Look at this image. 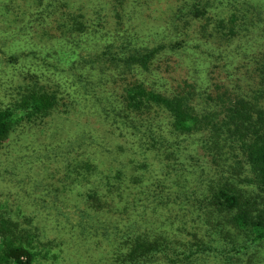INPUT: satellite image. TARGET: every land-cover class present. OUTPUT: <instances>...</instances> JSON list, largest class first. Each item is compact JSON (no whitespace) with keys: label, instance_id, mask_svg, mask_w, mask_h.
Here are the masks:
<instances>
[{"label":"rangeland","instance_id":"1","mask_svg":"<svg viewBox=\"0 0 264 264\" xmlns=\"http://www.w3.org/2000/svg\"><path fill=\"white\" fill-rule=\"evenodd\" d=\"M241 1L75 0L71 9L58 11L43 21V26L34 22L21 31L20 18L36 6L31 0H0V108L12 111L8 135L0 143V231L6 234L0 237V249L15 245L11 243L13 234L18 240L15 242L36 247L39 256L34 264H92L78 253V247L90 239L101 250L106 245L102 235L116 226L113 223V229L104 228L98 221L103 217L91 203L101 197L100 192L132 182L140 189L135 196L140 200L149 197L155 207L162 200L163 182L170 185L173 200L179 197L193 204L192 208L198 205L202 209L221 183L216 179L215 166L224 162L230 165L239 161L237 175L230 183L248 189L247 196L261 206L264 189L242 156L228 155L225 150L232 151L228 144L219 146L213 129L206 126L212 127L209 116H205L206 121L200 116L199 127L194 130L179 132L172 127V112L163 101L150 103L147 112L146 108L135 110L134 101L126 97L129 87L140 85L139 92L151 90L157 98L181 102L202 115L201 96L203 100L221 91L215 88L216 80L210 85L205 80L204 63L214 70L213 80L231 82L232 89L225 86L223 91L229 88L239 96H251L259 87L258 51L243 43V48L253 51L246 55L239 52L242 32L235 33L240 35L237 39L226 35L234 40L228 49H216L213 38L221 19L232 17V8L224 5L237 6ZM244 1L260 13L250 12V19L264 23V0ZM101 4L104 11L93 13ZM197 4L203 7L194 11L192 7ZM81 12L94 16L92 22L101 28L97 35L83 38L88 24L84 18L75 17ZM239 13L236 29L244 18L243 12ZM69 16L75 18L77 26L70 28ZM259 28L261 25L250 34L263 35L252 43L264 37V30ZM128 31L136 32V37ZM46 36L56 50L30 52L24 45L35 41L37 48L43 47L48 42ZM157 43L165 45L148 71L136 69L131 61L121 66V58L130 52L140 53L134 47ZM72 48L79 55L68 56ZM219 49L229 57L216 58ZM33 95H48L49 106L28 109ZM106 164L109 169L104 168ZM167 164L172 168L168 175L167 168L164 170ZM155 173L162 178H152ZM102 176L100 188L97 178ZM189 179L201 188L182 195L179 190L186 185L190 188ZM192 208L185 211L190 213ZM158 214L164 216L161 209ZM137 224L142 230L144 222L138 219ZM185 226L190 230L188 223ZM196 233L182 232L193 243L191 250L210 247L209 252L198 254L199 264L204 259L205 264H264V239L251 240L225 224L216 228L207 225ZM42 259L47 261L42 263ZM97 261L104 264L103 259Z\"/></svg>","mask_w":264,"mask_h":264},{"label":"trees","instance_id":"2","mask_svg":"<svg viewBox=\"0 0 264 264\" xmlns=\"http://www.w3.org/2000/svg\"><path fill=\"white\" fill-rule=\"evenodd\" d=\"M31 1L36 8L29 9L28 13L23 14L22 18H20L19 28L21 31H24L25 26L34 22H39L38 24L43 26V21H48L50 18L54 17L58 11L62 13L71 9L70 7H72L74 5L73 2H75V0ZM200 5L201 4L194 5L192 9L198 11L203 7ZM203 5L207 7V4ZM224 6H230L229 8H232V17L228 21L221 19L222 23L218 27L219 31L216 29L217 33L213 37L217 40L216 49L221 46V49L232 47L231 45L234 44L233 39L240 37L238 34L242 32L241 39L243 40H241L238 46V49H240L239 52L246 55L248 51H258L256 54L258 56L257 71H259V87H256L251 96L248 97L243 94L239 96V94L237 95L234 92H230L229 88L232 89L231 86H233L231 82H222L220 78H218L219 80H213L211 73H214V70L212 71L209 65L204 63L206 65L204 71L205 80H207L209 85L216 80L217 84L215 88L221 89V91H217L215 95H209L203 100L201 96L198 102L201 103L205 109L202 115L195 113L193 108L192 110L189 106L183 105L181 102L168 100L166 97L162 96L157 98L155 93L152 94L153 92L151 90L139 92L140 85L129 87L126 90V97L134 101L135 110L140 109L142 111L141 108H146L147 112L150 108V103L158 105L156 104L158 101H163L170 107V111L172 112V127L175 131L177 130L179 132L194 130L199 127L197 125L201 122V117L206 121L205 116H209L213 120H210L212 127L210 125L206 126L213 129L219 146L223 147V144H228L232 150H225L228 155L232 157L242 156L249 168L253 170L256 176V182L264 189V52H260L264 51L262 50L264 47V37L261 42L252 43V39L262 36L263 34H250L254 27H258L259 25H261L259 29L264 30V23L261 20L250 19V12L258 15H260V13L253 10L251 5L244 0L239 3L237 2V6L231 3H227ZM102 10L104 11L103 4L96 7L93 13H98ZM239 12H243L244 18H242L239 28L236 29L235 22L239 17ZM75 17L84 18L86 25L88 24L83 38L97 35L100 32L101 28L92 22L94 20L93 15L89 16L81 12ZM69 18L70 21L68 25H70V28L78 25L75 18L72 16H69ZM225 22H228V24ZM235 30L238 31L235 32ZM81 31L82 30H80V32ZM132 33L133 36L136 37V32H127L129 35H132ZM235 33L238 34L235 35ZM228 34H230L233 39L232 37L226 36ZM252 35L253 37H251ZM100 36L103 38L104 35L100 33ZM46 37L48 42L43 47L37 48L38 42L35 41H27L24 45L28 47L30 52H35L37 49L43 48L45 51L49 49L56 50V45L54 43H49L51 42V38H49V36ZM59 41L60 40H56V42ZM243 43L252 47L253 50L251 48H243ZM164 45L163 43H157L152 46L134 47L133 49H139L140 53L130 52L129 56L121 58V66L129 64L131 61L134 63L136 69L148 71L151 64L156 60L158 53L161 52L159 49L163 48ZM221 49L217 50L218 52L215 54V57H229V55H224V53L227 52ZM68 51L69 52L66 53L68 56L79 55L74 48H72V50L68 49ZM103 54L106 55L107 52H103ZM238 67L235 68L236 71ZM207 69L208 74L206 76ZM222 74L223 72L219 73V76ZM228 75L231 77L233 76L232 73H228ZM222 78L224 81V77ZM224 83H226V85ZM225 86L229 88L227 87L228 89L223 91ZM50 100L51 98L48 95H33L30 97L28 105L26 106L28 109L42 110L49 106ZM164 103L160 105L165 108L168 107ZM99 106L100 103H98V107ZM156 107L158 109V106ZM97 112L101 118L105 117L102 110L98 109ZM10 115H12L11 110L0 108V143L8 135V118ZM203 133H206L205 130H203ZM232 152H234L235 156L231 154ZM229 161L230 159H228V162ZM237 162L239 163V161H236L230 165L224 162L219 166H215L216 172L214 173L217 175L216 179L221 181V183L213 190L210 198L203 203L202 209L201 206L199 207L198 205L196 208H192L193 204H189V201L184 202L180 200L179 197L173 200L174 194L170 192V185L164 184L163 182L160 191L162 200L159 201V204H156L155 207H153V202L150 201L151 199L149 197L140 200V197L135 196L140 193V189L135 188L132 182H128L121 186L115 185V187H107L104 192H100L101 197H96V200L94 203H91V205L94 207V211H97L103 217V219L98 220L101 225H103L104 228L109 227L113 229V223H115V230L105 231V234L102 235L106 245L103 246L101 250L95 248L93 246L95 242H92L90 239L85 240L84 245L79 246L78 250H76L82 257L89 258V262L92 264H95V262L101 264L97 261L98 259H103L104 264H107V262L111 264H199L196 262V260L199 259L198 254L209 252L210 247L207 246L208 248L204 249L197 247L191 250L193 243L184 237V234H182L184 230L188 233L197 234L196 232H203L207 225L211 228H216L220 224H225L227 228H234L235 231L237 229L239 234H247L251 240H263L264 202H262L261 206H256L254 204V199L251 200L247 196L249 194L248 189H241L238 185L230 183V178L237 175ZM105 166V169H109L110 167L109 164ZM166 168L167 171H165V173L168 175L172 168L168 167V164L164 166V170H166ZM181 174H183V172H180V175ZM103 177L104 176L97 178L100 188L102 186ZM152 178L158 180L162 178V175H156L155 173L152 175ZM186 179L187 178H185V182L188 184V180L186 181ZM189 183L190 188L186 185L184 189L179 190L182 195L184 192L187 193V191H190V193H192L194 190H199L201 188L199 183L191 179H189ZM241 185L246 186L247 184L241 183ZM105 195L107 197H105ZM170 195L173 196L172 199L169 198ZM143 205L144 211H141ZM145 205L147 208H145ZM186 207L192 208V212H186ZM160 209L164 216L158 214V210ZM115 211L119 212L116 213ZM105 219H107L108 224L105 223ZM138 219L144 222L142 230L137 227ZM186 223L189 224L191 231L185 226ZM5 235V232L0 231V237H4ZM11 235L13 237L11 238L13 240L11 243L15 245L9 244L5 249H0L2 254L0 255V264H34L39 256L36 247L23 242L17 243L15 242L18 241L16 235ZM200 236L202 238V234ZM31 238L32 236L29 235L30 240ZM0 244L2 243L0 242ZM196 244L199 246V243ZM44 261L47 260L42 259V263ZM211 261L213 260L211 259ZM204 262L207 261L204 259L201 264H205Z\"/></svg>","mask_w":264,"mask_h":264}]
</instances>
